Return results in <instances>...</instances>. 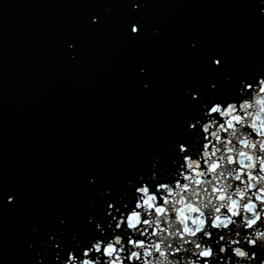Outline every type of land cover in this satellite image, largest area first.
<instances>
[{"label":"water","instance_id":"1","mask_svg":"<svg viewBox=\"0 0 264 264\" xmlns=\"http://www.w3.org/2000/svg\"><path fill=\"white\" fill-rule=\"evenodd\" d=\"M262 9L264 0H0V264H55V244L70 246L101 213L102 190L107 198L182 130L186 87L219 81L229 93L264 71Z\"/></svg>","mask_w":264,"mask_h":264},{"label":"snow or ice","instance_id":"2","mask_svg":"<svg viewBox=\"0 0 264 264\" xmlns=\"http://www.w3.org/2000/svg\"><path fill=\"white\" fill-rule=\"evenodd\" d=\"M141 32L131 21L130 36ZM185 94L182 130L107 198L102 190L101 213L70 246L55 244V264H264V71L229 93L216 81Z\"/></svg>","mask_w":264,"mask_h":264},{"label":"clouds","instance_id":"3","mask_svg":"<svg viewBox=\"0 0 264 264\" xmlns=\"http://www.w3.org/2000/svg\"><path fill=\"white\" fill-rule=\"evenodd\" d=\"M262 11H264V9H262Z\"/></svg>","mask_w":264,"mask_h":264}]
</instances>
